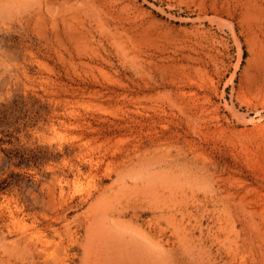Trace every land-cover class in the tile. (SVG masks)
I'll list each match as a JSON object with an SVG mask.
<instances>
[{
    "label": "rangeland",
    "instance_id": "obj_1",
    "mask_svg": "<svg viewBox=\"0 0 264 264\" xmlns=\"http://www.w3.org/2000/svg\"><path fill=\"white\" fill-rule=\"evenodd\" d=\"M0 52V264H264V0H0Z\"/></svg>",
    "mask_w": 264,
    "mask_h": 264
},
{
    "label": "clouds",
    "instance_id": "obj_2",
    "mask_svg": "<svg viewBox=\"0 0 264 264\" xmlns=\"http://www.w3.org/2000/svg\"><path fill=\"white\" fill-rule=\"evenodd\" d=\"M8 7L11 6H6L5 13ZM3 55L4 54L0 52V104L10 102L14 94L22 87L14 70L15 65L10 60L6 61ZM23 251L22 244L0 238V252L7 253L10 256L20 259Z\"/></svg>",
    "mask_w": 264,
    "mask_h": 264
}]
</instances>
